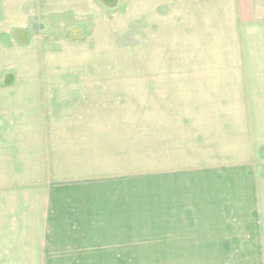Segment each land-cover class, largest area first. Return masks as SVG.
<instances>
[{"label": "rangeland", "instance_id": "1", "mask_svg": "<svg viewBox=\"0 0 264 264\" xmlns=\"http://www.w3.org/2000/svg\"><path fill=\"white\" fill-rule=\"evenodd\" d=\"M114 123L143 125L137 146ZM202 186L213 206L186 220ZM161 188L186 198L127 255L54 221L154 208ZM129 261L264 264V0H0V264Z\"/></svg>", "mask_w": 264, "mask_h": 264}, {"label": "crops", "instance_id": "2", "mask_svg": "<svg viewBox=\"0 0 264 264\" xmlns=\"http://www.w3.org/2000/svg\"><path fill=\"white\" fill-rule=\"evenodd\" d=\"M151 121H152V119H151ZM111 122L108 119V124H110ZM163 123H164V125H166L165 122H163ZM105 124H107V123H105ZM114 124H116V123H114ZM108 130H112V131H115L117 133V134H114V133H111V134L114 136H118L117 143H118V145L122 144V147H124V149L134 148V147H132V145L137 146L136 143L141 138V134H143V132H144L143 125L141 126V125L136 124L134 127H132L131 125H128V126L123 125L122 126L121 124H116V125H111V127L110 126L104 127V131L101 133L105 134V132H107ZM137 133H140V134L136 135ZM80 136L82 137L83 135H80ZM109 144L111 145V148H115L114 147L115 142L112 141ZM99 147H100V145H98V148H95L94 145H91L88 148H84L83 149L84 151H82L81 154L78 153L76 156L79 158V160L80 159H86L89 157H94V156H96V152H99L100 149L105 148L104 146L100 147V148ZM55 153H56V151H55ZM56 165H57V163H56ZM181 193L178 192L177 193L178 195H176L172 190L161 188V191H159V193H158L161 196L160 200L158 201V203H159L158 206L153 205L154 208L152 206H150V207H147V209L140 210V211L135 212V213H132L131 209L127 208V205L129 202V196H127V199H126L127 210H125L124 215H121V214L109 215V213H108V215L97 216V214H95L94 216L89 217V213H90L89 210H91V212L94 211L92 203H90V206L88 207V209H84V207L81 203L82 213H80V211L77 210V216H78L77 218L55 219L54 221L57 223V225L60 226L61 234H62L61 238L65 241H68V239H80V245H83L84 244L82 242L83 238L87 239L88 237H91V235L103 236V237H114V239L116 240L115 244L116 243L128 244L126 248L123 247L121 244H120V246L116 247L117 251L121 252V254L119 252V255H127L129 251L135 250V246H131V244L134 245V243H135L134 226H139V225L145 224V221L143 218H144L146 213L148 215H150V217L151 216L155 217V215L158 214V216H159L158 221L160 223L163 221H165L167 223H168V221H173V219L168 218V217H170L169 215H173V214L172 213L171 214L166 213V210L176 209V213L179 212L177 209H179L178 207L180 205L178 204L176 197L181 196ZM199 193L200 194L198 195L197 198L191 199L192 201L197 203L196 205L195 204H189L190 206L189 205L183 206L184 207L183 209L193 208V211H194V212H192V210L188 211L191 213L190 214L191 216L188 218H185L186 220L187 219L192 220V221L197 220V217H195V214H196L195 208L213 206L212 199H211L212 196H211V193L209 192V187H203L202 186ZM73 195L74 196L72 197V199H68V200L69 201L74 200V201H76V203H77L78 199L84 200V199H86L85 196H87L84 193H78V194L74 193ZM182 197L186 198V195L182 193ZM66 200L67 199H65V201ZM79 206L80 205H78L75 208L78 209ZM98 207L100 209L99 211H103V209H102L103 207H101L99 204H98ZM204 212H206V211H204ZM115 217H117V218H115ZM179 220H181V219H179ZM46 226H47V222H46ZM192 226H194V224ZM91 231H93V232H91ZM89 232H91V234ZM102 232H104V233H102ZM106 240H104V242H102V245H104V244L109 245ZM85 244H86V242H85ZM62 245L64 247H67L64 244H62ZM108 249H110V247H108ZM94 251L99 252L98 248H96ZM123 251H126L127 254L124 253ZM78 252H79L78 254H80V253H84V252L89 253L90 251L80 249ZM128 256L130 257V259H132V256H130V255H128ZM87 259L88 258L83 259V260H87ZM65 261L66 260H64V262ZM107 264H132V262L129 261V262H123V263L117 262V263H107Z\"/></svg>", "mask_w": 264, "mask_h": 264}]
</instances>
